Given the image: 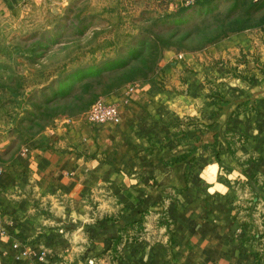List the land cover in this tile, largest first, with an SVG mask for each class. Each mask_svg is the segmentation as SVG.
Here are the masks:
<instances>
[{
    "label": "crops",
    "instance_id": "obj_1",
    "mask_svg": "<svg viewBox=\"0 0 264 264\" xmlns=\"http://www.w3.org/2000/svg\"><path fill=\"white\" fill-rule=\"evenodd\" d=\"M215 45L104 98L118 122L0 135V264H264V25Z\"/></svg>",
    "mask_w": 264,
    "mask_h": 264
},
{
    "label": "rangeland",
    "instance_id": "obj_2",
    "mask_svg": "<svg viewBox=\"0 0 264 264\" xmlns=\"http://www.w3.org/2000/svg\"><path fill=\"white\" fill-rule=\"evenodd\" d=\"M156 2L31 0L24 13H0V135L8 151L60 116L162 73L164 54L217 61L216 43L264 25V0Z\"/></svg>",
    "mask_w": 264,
    "mask_h": 264
},
{
    "label": "built area",
    "instance_id": "obj_3",
    "mask_svg": "<svg viewBox=\"0 0 264 264\" xmlns=\"http://www.w3.org/2000/svg\"><path fill=\"white\" fill-rule=\"evenodd\" d=\"M199 1L202 0H166L167 3H176L179 6H190ZM128 90L130 91L131 87ZM82 120L92 125L109 121L118 122L119 116L114 103L99 98L92 102L88 110L83 113Z\"/></svg>",
    "mask_w": 264,
    "mask_h": 264
},
{
    "label": "trees",
    "instance_id": "obj_4",
    "mask_svg": "<svg viewBox=\"0 0 264 264\" xmlns=\"http://www.w3.org/2000/svg\"><path fill=\"white\" fill-rule=\"evenodd\" d=\"M202 1H205V0H202ZM202 1H199V2H202ZM124 64L123 63H118V64H116L114 67H117V68H120V67H122ZM102 70H108V68H103Z\"/></svg>",
    "mask_w": 264,
    "mask_h": 264
}]
</instances>
